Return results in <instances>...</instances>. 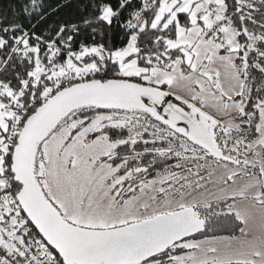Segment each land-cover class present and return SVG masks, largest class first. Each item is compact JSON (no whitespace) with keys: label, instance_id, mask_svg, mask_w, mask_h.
<instances>
[{"label":"snow or ice","instance_id":"1","mask_svg":"<svg viewBox=\"0 0 264 264\" xmlns=\"http://www.w3.org/2000/svg\"><path fill=\"white\" fill-rule=\"evenodd\" d=\"M0 264H264V0H3Z\"/></svg>","mask_w":264,"mask_h":264},{"label":"trees","instance_id":"2","mask_svg":"<svg viewBox=\"0 0 264 264\" xmlns=\"http://www.w3.org/2000/svg\"><path fill=\"white\" fill-rule=\"evenodd\" d=\"M3 2V0H0V3H2Z\"/></svg>","mask_w":264,"mask_h":264}]
</instances>
